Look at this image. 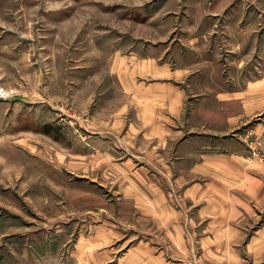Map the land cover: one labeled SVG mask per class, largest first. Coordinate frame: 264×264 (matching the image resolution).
Here are the masks:
<instances>
[{
  "label": "rangeland",
  "instance_id": "rangeland-1",
  "mask_svg": "<svg viewBox=\"0 0 264 264\" xmlns=\"http://www.w3.org/2000/svg\"><path fill=\"white\" fill-rule=\"evenodd\" d=\"M228 27L246 30L263 66L264 0H0V264H264L247 250L250 227L209 250L168 182L166 206L183 228L158 229L124 176L94 156L122 150L111 54L149 55L194 34L209 48V30L218 46Z\"/></svg>",
  "mask_w": 264,
  "mask_h": 264
},
{
  "label": "crops",
  "instance_id": "crops-1",
  "mask_svg": "<svg viewBox=\"0 0 264 264\" xmlns=\"http://www.w3.org/2000/svg\"><path fill=\"white\" fill-rule=\"evenodd\" d=\"M212 6L209 1V14ZM212 33L209 48L194 34L180 47L149 55L111 54L124 101L109 113L112 128L125 132L117 137L122 150L103 154L105 160L101 151L94 156L124 176L125 193L141 201L135 205L158 229L183 228L180 211L166 206L160 182H168L183 190L180 201L195 216L186 225L202 228L209 250L232 244L238 228L250 227L247 250L258 261L264 252V62L246 49L245 29L228 27L218 46L210 45ZM252 141L263 159L252 157Z\"/></svg>",
  "mask_w": 264,
  "mask_h": 264
}]
</instances>
